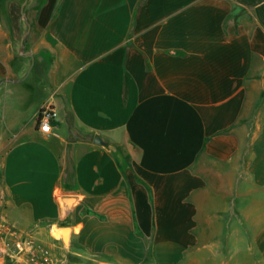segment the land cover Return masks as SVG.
<instances>
[{"label": "crops", "instance_id": "obj_1", "mask_svg": "<svg viewBox=\"0 0 264 264\" xmlns=\"http://www.w3.org/2000/svg\"><path fill=\"white\" fill-rule=\"evenodd\" d=\"M1 224L0 264L264 263V0H0Z\"/></svg>", "mask_w": 264, "mask_h": 264}, {"label": "built area", "instance_id": "obj_2", "mask_svg": "<svg viewBox=\"0 0 264 264\" xmlns=\"http://www.w3.org/2000/svg\"><path fill=\"white\" fill-rule=\"evenodd\" d=\"M58 120V111L51 104L44 105L37 116V124L39 131L42 134L49 135L53 131L54 124ZM7 236L13 238L17 241L18 249L24 251L25 249H30V252L34 251V247L28 242L21 240L19 234L14 231L9 225L1 224L0 225V240H4ZM36 254V251L33 252ZM6 255V248H0V262L4 263ZM42 260L45 264H61L59 261L50 258L49 256L43 255ZM264 264V263H262Z\"/></svg>", "mask_w": 264, "mask_h": 264}, {"label": "water", "instance_id": "obj_3", "mask_svg": "<svg viewBox=\"0 0 264 264\" xmlns=\"http://www.w3.org/2000/svg\"><path fill=\"white\" fill-rule=\"evenodd\" d=\"M28 55L33 60V63L28 71V75H29L34 66V57L32 53H28ZM95 143L102 146L106 145V143H104L99 136L95 137ZM58 201L60 203L62 218L70 222L75 207H77L81 203V197L75 195H63L58 197ZM70 233H71V229L69 227L62 228L59 231L60 237L64 243L65 248H67L69 245Z\"/></svg>", "mask_w": 264, "mask_h": 264}, {"label": "rangeland", "instance_id": "obj_4", "mask_svg": "<svg viewBox=\"0 0 264 264\" xmlns=\"http://www.w3.org/2000/svg\"><path fill=\"white\" fill-rule=\"evenodd\" d=\"M34 83H35V77L34 76H31V78H29L26 82H24V83L22 82V83L18 84L20 86H18L17 89H19V91L23 95H27L28 92L31 93V90L29 89V86L30 85L33 86Z\"/></svg>", "mask_w": 264, "mask_h": 264}]
</instances>
